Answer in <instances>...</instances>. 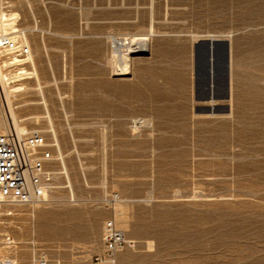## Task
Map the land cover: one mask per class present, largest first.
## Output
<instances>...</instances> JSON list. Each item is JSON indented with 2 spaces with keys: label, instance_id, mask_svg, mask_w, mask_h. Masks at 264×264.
Here are the masks:
<instances>
[{
  "label": "rangeland",
  "instance_id": "obj_1",
  "mask_svg": "<svg viewBox=\"0 0 264 264\" xmlns=\"http://www.w3.org/2000/svg\"><path fill=\"white\" fill-rule=\"evenodd\" d=\"M0 11L16 12L30 48L18 66L0 57L24 86L7 97L53 154L45 201L0 203V255L264 264V0H0ZM208 32L231 42V97L213 109L193 76L195 36ZM114 39H133L124 74ZM18 67L37 75L17 80ZM107 220L125 243L96 261Z\"/></svg>",
  "mask_w": 264,
  "mask_h": 264
},
{
  "label": "built area",
  "instance_id": "obj_2",
  "mask_svg": "<svg viewBox=\"0 0 264 264\" xmlns=\"http://www.w3.org/2000/svg\"><path fill=\"white\" fill-rule=\"evenodd\" d=\"M29 46L19 37L0 35V57L5 55L9 67L26 63ZM14 57L19 59L13 61ZM53 154L45 135L40 130L19 134L14 127L0 132V202L8 204H30L43 202L51 190L49 172ZM1 243L11 248L14 244L9 235ZM125 236L111 220L103 225L102 250L94 255L96 261L112 259L124 245ZM0 264H22L10 253L0 255ZM34 264H48L45 254L35 258Z\"/></svg>",
  "mask_w": 264,
  "mask_h": 264
},
{
  "label": "bare ground",
  "instance_id": "obj_3",
  "mask_svg": "<svg viewBox=\"0 0 264 264\" xmlns=\"http://www.w3.org/2000/svg\"><path fill=\"white\" fill-rule=\"evenodd\" d=\"M16 12H10V13H6L4 11H0V35L1 34H9L12 37H15L16 35H18V32H21V30H19L18 28L14 27V20L16 17ZM200 36H206L207 38H220L219 36H230V33H225V34H218V33H205V34H199L195 36V40L200 39ZM143 44H141L137 49H135V51L138 52H142L144 51L146 44H145V37L141 38ZM113 53H117L119 52V56L122 60V68L120 67L119 71L124 74L126 73L127 70V63H128V54L133 51L134 49H132V43H133V39H125V40H113ZM125 48V49H123ZM220 49V47H219ZM217 51V50H216ZM218 52H215V55L212 53V55L215 58V62L213 64V66L215 67V71H216V75L215 78H213L211 80V82H215V83H219V79H220V74H219V70H220V52L219 55H217ZM29 56L30 54L26 57V61H29ZM118 56V57H119ZM197 67L198 70L201 72L202 70H204L203 68V55L201 53V51L197 52ZM19 59H16L14 57L13 61H18ZM115 61V60H114ZM113 62V61H111ZM120 63V62H119ZM6 66V62H3V64H0V90L3 91L4 93V97L2 94V98L4 101V112H3V117L0 118V126H4L5 129L10 126V127H14V129L19 133V134H25L26 132H23L21 127L18 124V117L15 115L12 105L10 103V100L7 97V94H13L14 91H19L21 89H24V86H22V83H15V84H9V80L7 77V73L2 70V67ZM17 73L16 76L17 80L19 79H23V78H27V77H31V76H36V71L33 70L31 72H27L26 70H24L23 67H18L17 69ZM14 70V71H16ZM13 71V75L14 74ZM33 74V75H31ZM10 76V75H9ZM11 77V76H10ZM216 84V86H217ZM5 98H6V103L5 104ZM207 101L210 104L211 109H213V105H215L216 100L213 99H209V100H204ZM210 113V112H209ZM214 112H211L210 114H213ZM4 129V130H5ZM4 130L0 129V132H3ZM30 132V131H29ZM28 133V132H27ZM69 183V182H68ZM72 192V191H70ZM73 194V193H72ZM1 203V202H0ZM117 214V213H116Z\"/></svg>",
  "mask_w": 264,
  "mask_h": 264
},
{
  "label": "water",
  "instance_id": "obj_4",
  "mask_svg": "<svg viewBox=\"0 0 264 264\" xmlns=\"http://www.w3.org/2000/svg\"><path fill=\"white\" fill-rule=\"evenodd\" d=\"M220 47V49H219ZM217 50V51H216ZM203 55L201 72L197 67V52ZM215 52H220V88L219 83L211 82L216 71L213 66ZM195 99L199 101L213 99L216 102L229 100L231 97V42L228 38H200L195 40L192 49ZM217 84V86H216Z\"/></svg>",
  "mask_w": 264,
  "mask_h": 264
},
{
  "label": "crops",
  "instance_id": "obj_5",
  "mask_svg": "<svg viewBox=\"0 0 264 264\" xmlns=\"http://www.w3.org/2000/svg\"><path fill=\"white\" fill-rule=\"evenodd\" d=\"M219 88H220V79H219Z\"/></svg>",
  "mask_w": 264,
  "mask_h": 264
}]
</instances>
